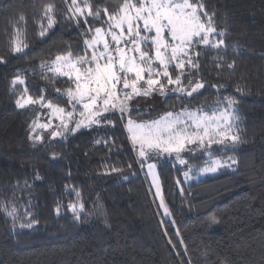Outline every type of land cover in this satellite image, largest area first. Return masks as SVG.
<instances>
[{
  "label": "trees",
  "instance_id": "trees-1",
  "mask_svg": "<svg viewBox=\"0 0 264 264\" xmlns=\"http://www.w3.org/2000/svg\"><path fill=\"white\" fill-rule=\"evenodd\" d=\"M48 2L0 0V56L7 60L0 64V264H187L189 257L192 264H264V0H205L207 10L216 13L217 27L227 29L228 47L221 54L225 64L236 61V72L225 67L218 76L209 52L203 65L206 87L194 98L161 96L154 106H139L142 114L133 112V118L146 120L185 105L216 103L225 96L239 100L244 142L234 148L213 146L211 157L201 151L195 157L186 155L189 164L197 165L208 158L234 157L238 161L234 168L185 182V166L160 159L157 170L171 212L168 217L120 123L115 129H85L50 146L47 136L46 144L36 147L28 140L34 113L15 107L9 90L12 77L19 70L30 92L38 95L46 83L40 78V61L54 58L69 45L74 52L83 47L81 30L63 18L62 0H55L57 25L45 38L37 35L34 16ZM9 12L27 15L26 55L10 54ZM212 84L223 87L218 93ZM56 86L68 85L64 80ZM237 87L244 94L237 93ZM47 92L55 99L51 86ZM98 135L115 140L110 152L104 145H94ZM52 152L60 158L50 159ZM105 163L123 173L103 175ZM65 185L82 194L85 208L79 220L68 208L77 197ZM13 207L15 219L7 215ZM32 219L38 223L20 227ZM213 219L218 223H211Z\"/></svg>",
  "mask_w": 264,
  "mask_h": 264
},
{
  "label": "snow or ice",
  "instance_id": "snow-or-ice-1",
  "mask_svg": "<svg viewBox=\"0 0 264 264\" xmlns=\"http://www.w3.org/2000/svg\"><path fill=\"white\" fill-rule=\"evenodd\" d=\"M62 2L66 8L63 18L81 30L83 47L74 52L69 45L54 58L40 61V78L46 83L39 88L38 95L30 92L26 77L19 70L10 81L9 90L14 94L15 107L34 113L28 124V140L36 147L45 145L47 136L50 146L53 141H66L85 129H115L120 123L136 153L137 164L142 170L146 168L152 177L159 206L166 216H170L157 171L160 159L172 158L187 167L183 172L187 182L193 179V169L188 167L183 153L209 151L213 145L234 148L243 143L239 100L225 96L216 101L211 112L205 110L207 105L196 108L185 105L179 112L167 111L158 118L146 120L133 118V112L142 114L139 104L134 105L133 101L139 97L151 99L153 95L194 98L206 87L203 65L207 63L209 52L213 53L210 59L218 76L225 67L234 74L236 61L225 64V56L221 54L226 53L228 47L227 29L217 27L216 13L207 10L205 0ZM57 11L55 0H51L42 5L38 17L34 16L40 38H45L59 22ZM9 21L6 31L10 30L12 37L10 54L26 55L25 49L29 47L24 38L27 15L16 12L13 16L9 12ZM4 63L7 60L0 56V64ZM64 80L67 87L56 86L57 81ZM49 86L56 94L55 99L64 100L63 104L56 103L48 95ZM210 87L219 93L223 85L212 84ZM244 91L241 87L236 88L237 93L244 94ZM93 143L104 145L109 152L115 146V140L108 136L98 135ZM59 158L57 152L50 154L52 160ZM237 163L234 157L212 159L199 169V174L215 173ZM113 173H123V169L105 163L102 174ZM35 178H41L38 170H35ZM123 179L128 177L124 175ZM175 183L180 185L181 181L177 179ZM65 188L77 197V202L70 203L68 208L79 220L85 208L82 194L74 186L65 185ZM180 191L183 194L184 189L180 188ZM59 210L57 205V214ZM15 213V207L7 211L14 219ZM35 223L38 221L32 219L20 227L31 228ZM211 223L218 221L213 219ZM176 235H180L178 230ZM184 251L187 255V246ZM187 264H192L190 257ZM221 264H227V261H221Z\"/></svg>",
  "mask_w": 264,
  "mask_h": 264
},
{
  "label": "rangeland",
  "instance_id": "rangeland-1",
  "mask_svg": "<svg viewBox=\"0 0 264 264\" xmlns=\"http://www.w3.org/2000/svg\"><path fill=\"white\" fill-rule=\"evenodd\" d=\"M160 97H161V96H159V95H153V97H152L151 99H146V98H143V97H139V98H137L136 101H133V104L136 105V104L138 103L139 106H141V105H144V106H146V105L154 106L155 104H158V101H159V98H160ZM215 104H216V103L205 104V105L208 106L205 110L211 112L212 109L215 107ZM179 111H181V110H179ZM179 111H177V112H179ZM213 146L218 147L219 145H213ZM213 146H212V147H213ZM221 147H222V146H221ZM222 148H224V147H222ZM227 148H233V147L229 146V147H227ZM211 150H212V148H211L209 151L197 150V151H195V153H191V154L188 153V152H185V153H183V156H184V158L186 159V155H190V156H194V157H195L199 151H201V152H203V153L206 154V153L210 152ZM223 150H224V149H223ZM135 155H136V153H135ZM207 156H208V154H207ZM165 158H167V157H165ZM218 158H219V157H218ZM168 159H169V158H168ZM171 159H172V158H171ZM212 159H217V158H208V159H206L205 162H203V163H201V164H198V165H197V164H189V163H188V167H191V168L193 169V171H192L193 179H191V180H189V181H187V182H191V181L198 180V179L203 178V177H206V176H208V175L215 174V173H217V172H219V171H221V170H224V169L230 170V169L234 168V165H232V167L221 168V169H219V170H218L217 172H215V173L199 174V169H200V168H203L206 164L210 163ZM221 160H228V158H223V159H221ZM174 162H175V161H174ZM175 163H176V162H175ZM229 163H231V161H229ZM176 164H177L178 166H182V165H179L178 163H176ZM182 167H184V166H182ZM186 170H187V167H185V169L183 170V172L186 171ZM157 171H158V170H157ZM142 172H143V174H144V176H145V178H146V180H147L148 186H149V188L151 189L154 198L157 200L158 203H160L159 198L156 197V196L154 195V193H155V188L152 187V177H151L150 175L147 174V169H146V168H144V169L142 170ZM160 209H161V211H162L164 217H168V216H166V215L164 214V209H163L162 207H160Z\"/></svg>",
  "mask_w": 264,
  "mask_h": 264
}]
</instances>
